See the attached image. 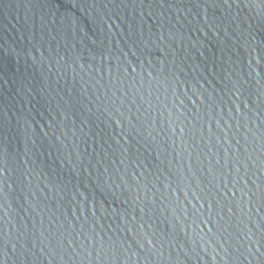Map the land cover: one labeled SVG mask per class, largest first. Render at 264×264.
<instances>
[{
    "label": "water",
    "instance_id": "95a60500",
    "mask_svg": "<svg viewBox=\"0 0 264 264\" xmlns=\"http://www.w3.org/2000/svg\"><path fill=\"white\" fill-rule=\"evenodd\" d=\"M0 264H264V0H0Z\"/></svg>",
    "mask_w": 264,
    "mask_h": 264
}]
</instances>
